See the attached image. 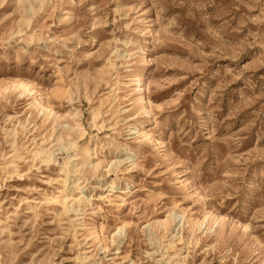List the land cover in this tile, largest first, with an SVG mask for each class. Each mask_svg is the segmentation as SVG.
I'll use <instances>...</instances> for the list:
<instances>
[{
	"label": "rangeland",
	"instance_id": "rangeland-1",
	"mask_svg": "<svg viewBox=\"0 0 264 264\" xmlns=\"http://www.w3.org/2000/svg\"><path fill=\"white\" fill-rule=\"evenodd\" d=\"M0 264H264V0H0Z\"/></svg>",
	"mask_w": 264,
	"mask_h": 264
},
{
	"label": "bare ground",
	"instance_id": "bare-ground-1",
	"mask_svg": "<svg viewBox=\"0 0 264 264\" xmlns=\"http://www.w3.org/2000/svg\"><path fill=\"white\" fill-rule=\"evenodd\" d=\"M163 223V222H162ZM168 223H169V220L165 221L164 222V225L167 227L168 226Z\"/></svg>",
	"mask_w": 264,
	"mask_h": 264
}]
</instances>
